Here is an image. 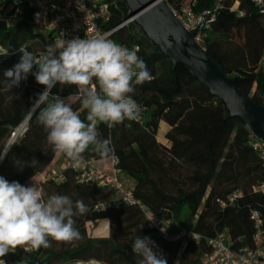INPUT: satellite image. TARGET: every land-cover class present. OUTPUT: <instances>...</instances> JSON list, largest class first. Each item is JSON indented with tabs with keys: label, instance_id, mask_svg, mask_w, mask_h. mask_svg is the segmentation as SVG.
I'll return each mask as SVG.
<instances>
[{
	"label": "trees",
	"instance_id": "obj_1",
	"mask_svg": "<svg viewBox=\"0 0 264 264\" xmlns=\"http://www.w3.org/2000/svg\"><path fill=\"white\" fill-rule=\"evenodd\" d=\"M110 27H116L130 17L125 0H109ZM237 0H227V8L217 25L205 31L200 41L208 55L228 77L236 79V86L254 103L264 106V16L250 0H239L241 16L230 8ZM170 8L180 11L191 5L197 16L214 9L217 0H166ZM237 36H236V35ZM113 40L128 48L140 47L139 56L145 61L152 79L142 85L133 84L132 96L146 108L142 123L125 119L109 127L98 122L100 137L111 141L114 155L120 159L123 174L134 181V193L166 223H173L171 231L193 229L203 236L201 243L186 246L160 240L149 230L138 210L122 203L99 199L105 190L91 184H80L66 171L67 181L46 184L45 200L52 195L69 196L73 202L82 200L88 211L74 217V227L80 238L74 244L51 240L50 247L32 253L22 247L9 252L6 264H139L142 257L132 252L138 236H147L155 244V251L164 255L167 264H206L210 253L208 241L221 233L228 237L233 251L252 247L253 210L264 220V195L253 188L264 182V163L251 146L253 133L237 118H230L227 107L203 87L184 67L173 68L135 23H129L115 33ZM238 39V42H234ZM0 176L9 182L17 181L33 186L62 160L47 143V133L37 119L39 111L53 102V97L79 102L77 112L87 123V110L75 85L57 83L48 101L37 106L38 94L45 90L31 75L11 89L5 84L4 71L20 61L21 48L33 58L45 52L48 45L31 23V10L25 9L21 20L10 30L0 28ZM3 50L9 55L3 56ZM38 66L31 72H37ZM95 83V81H94ZM255 89V91H254ZM97 90L99 91L98 85ZM29 119L25 131L16 137L5 155L12 133ZM169 127L166 139L171 147L158 142L160 126ZM110 153L107 157L111 156ZM84 157L104 159L94 146L82 153ZM188 174L183 177L181 169ZM185 178V179H184ZM171 190H167V185ZM236 191L243 197L234 205L222 209L218 200L228 201ZM99 199V200H98ZM103 201H111L106 211L96 210ZM112 220L110 238L91 239L86 236V224ZM116 229L114 230V228Z\"/></svg>",
	"mask_w": 264,
	"mask_h": 264
},
{
	"label": "clouds",
	"instance_id": "obj_2",
	"mask_svg": "<svg viewBox=\"0 0 264 264\" xmlns=\"http://www.w3.org/2000/svg\"><path fill=\"white\" fill-rule=\"evenodd\" d=\"M19 51L20 61L4 71L7 88L18 87L35 65L38 71L32 74L45 90L38 94L34 104L47 102L51 89L59 83L77 86L82 106L87 110L86 123L69 104L54 96L53 102L39 111L37 119L53 151L66 155L74 168L81 165L82 153L90 145L102 157L114 154L111 141L100 137L97 125L103 122L112 127L125 119H139L140 105L129 95L134 92L133 77L137 85L152 79L145 61L137 55L139 50H129L97 36L58 39L47 45L38 61L27 49ZM2 55H9V51L3 50ZM87 211L82 200L73 202L62 194L45 200L37 186L9 182L0 176V264H6L2 257L20 247L26 252L38 251L51 246L49 238L57 242L79 239L74 217ZM155 247L150 237L138 236L132 252L142 257L139 264H167Z\"/></svg>",
	"mask_w": 264,
	"mask_h": 264
},
{
	"label": "built area",
	"instance_id": "obj_3",
	"mask_svg": "<svg viewBox=\"0 0 264 264\" xmlns=\"http://www.w3.org/2000/svg\"><path fill=\"white\" fill-rule=\"evenodd\" d=\"M250 2L264 16V0H250ZM226 3L227 0H217L214 9L204 13L209 15L211 20L205 24L204 31L198 35L197 40L199 42L205 36V31L211 29L218 14L227 8ZM113 5L114 3L109 0H0V28L6 31L13 28L14 20L18 16H23L24 10L28 9L31 10L32 26L45 38L48 45L61 38L71 40L76 37L85 39L87 37L92 38L97 36L116 43L112 38L115 33L124 29L134 20L130 18L128 21L111 28V7ZM239 8L240 2L237 0L230 10L232 12H238L243 16L244 13ZM174 13L187 30L195 29L202 16H197L191 5L183 7L180 11H174ZM126 48L129 50L138 49L137 55L139 56V46L134 45ZM0 51H2L1 45ZM43 53L36 56L34 60H40ZM32 73L35 72L29 73L27 78L33 75ZM133 84H135V77H133ZM131 98L134 99L132 96ZM139 105L141 112L139 119L135 121L142 123L141 114L146 111V108L141 104ZM25 127L23 123L12 133L11 142L15 141L16 137L25 131ZM251 146L264 163V142L255 137L251 142ZM2 161L3 157L0 159V165ZM72 163L68 159V167L66 170H52L33 185L41 190L44 199L45 185L50 183L59 185L66 182V171H70L78 183L96 185L105 191H110L116 197L117 202L138 210L145 221L146 227L160 240L173 244H181L183 246H186L188 243L199 244L202 242L203 236L193 229L171 231L162 218L157 216L148 205L136 197L134 190L128 188L121 181L120 177L123 171L120 168V159L116 155L112 154L104 159L82 156V163L76 168L72 167ZM253 192L264 195V182L255 186ZM242 197L243 192L236 191L228 197L227 202L218 200V203L224 209L227 205H234ZM112 205L113 203L111 201H103L96 206V210L106 211ZM251 219L254 224L252 247H245L239 251H233L229 245L227 235L221 233L208 241L211 251L206 256V264H264V220L257 210L252 211ZM33 251L27 252L32 253ZM2 259L5 260L3 257Z\"/></svg>",
	"mask_w": 264,
	"mask_h": 264
},
{
	"label": "water",
	"instance_id": "obj_4",
	"mask_svg": "<svg viewBox=\"0 0 264 264\" xmlns=\"http://www.w3.org/2000/svg\"><path fill=\"white\" fill-rule=\"evenodd\" d=\"M130 17L146 37L158 48L160 55L168 58L174 69L184 67L210 94L217 97L228 109L230 118L240 119L255 137L264 142V106L257 105L238 89L236 79L228 77L207 50L197 40L211 20L201 16L198 26L187 30L176 17L166 0H125ZM222 16L220 12L213 25ZM29 119L24 122V127ZM14 141L7 147L9 152Z\"/></svg>",
	"mask_w": 264,
	"mask_h": 264
},
{
	"label": "rangeland",
	"instance_id": "obj_5",
	"mask_svg": "<svg viewBox=\"0 0 264 264\" xmlns=\"http://www.w3.org/2000/svg\"><path fill=\"white\" fill-rule=\"evenodd\" d=\"M22 16H18L16 18V20H14L13 22V27L21 20ZM236 35V34H235ZM237 36V35H236ZM238 39H235L234 42H238ZM255 91V89H254ZM63 99V98H62ZM65 101V103L69 104L74 111H77L78 107H79V102H77L74 99H63ZM161 130L159 132V135L164 131L165 127H167L164 123L161 124ZM167 141V142H166ZM160 143V142H159ZM163 143L166 144V146L171 147V142L169 140H164ZM11 144V141H8L6 144V148ZM163 145V144H162ZM61 167V165H59V167L57 169H59ZM181 173L183 175V177H186L188 174V171L186 169H181ZM121 181L128 187V188H134L133 184H132V179L126 175V174H122V176L120 177ZM185 179V178H184ZM167 185V190L170 191L171 187L169 186V184ZM99 199H108V200H112L115 201L116 197L114 196L113 193H111L110 191H104L103 194L100 196ZM98 199V200H99ZM117 202V201H116ZM170 227H173L172 225L168 224ZM116 229V227L114 228V230ZM112 233V220H103L100 221L96 224L93 223H87L86 224V236L87 238H91V239H101V238H105L108 234L111 235ZM76 240H73L71 242H68V244H74ZM61 242L56 244L57 248H60L61 246ZM75 245V244H74ZM94 262V263H93ZM88 264H103V263H99L96 261H92L89 262Z\"/></svg>",
	"mask_w": 264,
	"mask_h": 264
},
{
	"label": "crops",
	"instance_id": "obj_6",
	"mask_svg": "<svg viewBox=\"0 0 264 264\" xmlns=\"http://www.w3.org/2000/svg\"><path fill=\"white\" fill-rule=\"evenodd\" d=\"M165 124V123H164ZM166 125V124H165ZM162 126V125H161ZM161 126H160V128H161ZM167 126V125H166ZM161 130V129H160ZM169 131V127L167 126V127H165V129H164V131L158 136V142H160L161 144H163V145H166L165 143H163V141L164 140H166V134H167V132ZM167 142V141H166ZM59 165H61V167L59 168V169H57L58 167H59ZM67 167H68V160L67 159H62L54 168H53V170H57V171H63V170H66L67 169ZM132 184H133V186H134V181L132 180ZM167 224V226L169 227V228H171L168 224H170V225H172V226H174V224L173 223H170V222H168V223H166ZM110 234H108L105 238H110ZM206 263V262H205Z\"/></svg>",
	"mask_w": 264,
	"mask_h": 264
},
{
	"label": "bare ground",
	"instance_id": "obj_7",
	"mask_svg": "<svg viewBox=\"0 0 264 264\" xmlns=\"http://www.w3.org/2000/svg\"><path fill=\"white\" fill-rule=\"evenodd\" d=\"M94 263V262H93Z\"/></svg>",
	"mask_w": 264,
	"mask_h": 264
}]
</instances>
